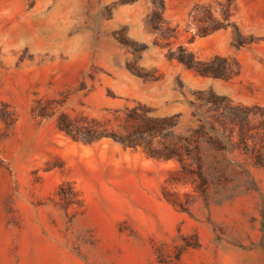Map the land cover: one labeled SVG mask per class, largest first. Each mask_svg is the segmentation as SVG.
I'll return each mask as SVG.
<instances>
[{
    "label": "rangeland",
    "instance_id": "obj_1",
    "mask_svg": "<svg viewBox=\"0 0 264 264\" xmlns=\"http://www.w3.org/2000/svg\"><path fill=\"white\" fill-rule=\"evenodd\" d=\"M165 1L170 39L150 22V0H0V264H264V0ZM198 4L222 22L231 6V25L202 34L207 11L190 17ZM180 46L240 74L188 69L169 57ZM199 90L251 107L246 144L239 127L236 148L226 137L203 144L206 197L175 159L58 126L66 114L124 133L128 112L146 106L180 114L186 134ZM64 182L82 206H63Z\"/></svg>",
    "mask_w": 264,
    "mask_h": 264
},
{
    "label": "trees",
    "instance_id": "obj_2",
    "mask_svg": "<svg viewBox=\"0 0 264 264\" xmlns=\"http://www.w3.org/2000/svg\"><path fill=\"white\" fill-rule=\"evenodd\" d=\"M150 1L153 4L150 22L154 28L165 39L175 36L176 29L164 28V24H168L165 18L166 1ZM212 6L213 4H198L190 13V17H193L200 9L207 11L206 25L202 29V34H208L210 31L231 25V6L223 13V22L214 18L215 11H212ZM233 26L237 28L236 25L233 24ZM169 57L177 59L188 69L205 76L231 80L240 74L239 65L234 66L226 58L218 56L213 60L200 61L183 46H180L178 51H170ZM193 95L195 99L189 103L193 108L194 125L188 128L186 134L177 132L180 114L170 117H156L150 115L153 111L146 106L141 107L142 113H139L138 108L128 112L124 133L111 132L101 126H81L66 114L60 116L58 126L62 132L76 141L93 143L103 138H112L126 147L143 148L151 158L158 160L175 159L180 164V175L183 178H188L187 180L194 185L196 191L206 197L209 182L204 172L203 144L210 142L221 145L224 140L223 137H226L228 143L236 148L232 133L237 127L240 128L242 142L246 144L248 141L244 132L245 122L248 120L251 107L237 104L227 96L217 95L212 90L209 92L205 90L195 91ZM224 130L229 131L228 137ZM181 180L183 179L169 178L166 183L176 184L180 183ZM58 196L66 209L74 205L82 206L84 203L80 191L75 188L72 182H64L60 186ZM163 196L183 211L189 212V209L173 197L167 187L163 190ZM188 246L197 247L198 243Z\"/></svg>",
    "mask_w": 264,
    "mask_h": 264
}]
</instances>
